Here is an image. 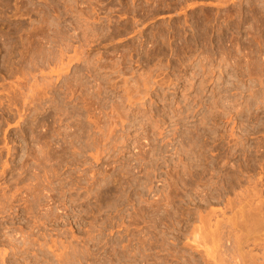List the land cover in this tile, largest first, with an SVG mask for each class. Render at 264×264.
I'll return each mask as SVG.
<instances>
[{
    "label": "rangeland",
    "instance_id": "rangeland-1",
    "mask_svg": "<svg viewBox=\"0 0 264 264\" xmlns=\"http://www.w3.org/2000/svg\"><path fill=\"white\" fill-rule=\"evenodd\" d=\"M263 201L264 0H0V264H261Z\"/></svg>",
    "mask_w": 264,
    "mask_h": 264
},
{
    "label": "bare ground",
    "instance_id": "bare-ground-1",
    "mask_svg": "<svg viewBox=\"0 0 264 264\" xmlns=\"http://www.w3.org/2000/svg\"><path fill=\"white\" fill-rule=\"evenodd\" d=\"M4 166H5V165H4ZM5 167L7 168V165H6ZM6 168H5V169H6ZM9 170H10V169H9ZM6 172H7V171H5V173H3V174H6ZM3 174H1V175H3ZM246 194H247V193H246ZM260 194H261V192H260ZM241 195H242V194H241ZM255 195H256V194H255ZM258 195H259V194H258ZM258 195H257V196H258ZM249 196H250V195H249ZM249 196H248V197H249ZM245 197H247V196L245 195ZM245 197L242 198V199H243V204H247V203H246L247 201H248V203H250V204H252V203L254 204V202L250 200V199H252L253 197H251V198H250V197H249V198L247 197V198H246V199H248L247 201H246ZM36 198H37V197H36ZM257 198H259V197H257ZM257 198H256V200H257ZM11 199H12V198H11ZM242 199H240V200H242ZM244 199H245L246 202H244ZM237 200H239V198H237L235 201H237ZM249 200H250L251 202H250ZM254 200H255V199H254ZM233 201H234V200H233ZM235 201H234V203H235ZM257 201H258V200H257ZM8 202H9V201H8ZM8 202H7V203H8ZM22 202H23V201H22ZM263 202H264V201H263ZM4 203H6V202H4ZM229 203H230V202H229ZM234 203L231 202V204H232V205L230 204V206L232 207V208L230 207L231 209H233V208L235 207V206L233 205ZM8 204H10V202H9ZM227 204H228V203H227ZM260 204H261V202L258 203V205H260ZM5 205H6V204H5ZM236 205H237V204H236ZM241 205H242V204H241ZM241 205H238L236 208H238V207L241 206ZM247 205H248L247 207H249V204H247ZM233 206H234V207H233ZM244 206L246 207V205H244ZM260 206H261V207H260ZM260 206L257 207V211H259V212H257L255 209H252V210H255V211H256V212H253V211H251V208H250V210H249V209H246V210H245L244 208H242V207H243V206H242V207H241V210H240V209H239V210H240V213H241L242 211H244V210H245V211H248V212H246V213H248V214H246L245 211H244V213H241V214H243V218H244V216H246V218L242 219V216H240V215H241V214H240V215H238V217H240L239 220H237L238 217H235V219H233V220H235V221L237 220L236 222H235V221H231L232 219L229 220V221H231V222L228 221V222H229V225L226 226V228L228 227L227 230H229L230 227L233 226V229H232V230H229V232L231 231V232H230L231 234H232V231H233L234 234L236 233L235 230H234V227L240 229V230H237V229L235 228L236 231H238V232H241V230H245V231H247L248 234L251 232V233H250V234H251V237L253 238V236H255L254 238H256V239L253 238V240H256V242H257L258 240H259L260 242H262V241L260 240L261 238H259V237L257 238V236L260 235L259 233H261V232H258V230L264 228V203H262ZM3 207H4V206H3ZM9 207H10V206H9ZM254 207H255V206H254ZM0 208H1V207H0ZM6 208H7V207H6ZM252 208H253V207H252ZM4 209H5V208H4ZM226 209H227V208H226ZM258 209H260V210H258ZM2 210H3V209H2ZM7 210H8V209H7ZM0 211H1V210H0ZM5 211H6V210H5ZM232 211H233V210H232ZM237 211H238V210H237ZM237 211H236V212H237ZM250 211H251V213H253L254 215H253V214H250V215H249V212H250ZM2 213H3V211H2ZM2 213H1V214H2ZM3 214H4V213H3ZM238 214H239V211H238ZM244 214H245V215H244ZM233 215H234V214H233ZM234 216H235V215H234ZM236 216H237V215H236ZM216 217H217V216H216ZM224 217H225V215H224ZM232 218H233V216H232ZM236 218H237V219H236ZM229 219H230V218H229ZM240 219H242V220H240ZM218 221H219V220H218ZM223 222H224V219H223ZM232 222H234V224H233ZM226 223H227V222H226ZM230 223H231V224H230ZM217 225H218V224H217ZM217 225H216V226H217ZM221 225H227V224H221ZM222 227H225V226H221V228H222ZM218 230H219V229H218ZM254 231H255L256 233L258 232V233H257L258 235H257ZM260 231H261V230H260ZM262 231H263V230H262ZM223 232H224V231H223ZM252 232H254V234H256V235H253ZM201 233H202V232H201ZM215 233H216V232H215ZM262 233L264 234V232H262ZM262 233H261V234H262ZM211 234H212V233H211ZM217 234H218V233H217ZM231 234H230V235H231ZM234 234H232V236H233ZM236 234H237V233H236ZM0 235H1V234H0ZM237 235H238V234H237ZM252 235H253V236H252ZM211 236H212V235H211ZM213 236H214V235H213ZM217 236H219V235H217ZM232 236H231V237H232ZM241 236H242V235H241ZM241 236L238 235V237H236V236L234 235L233 238L235 237V241H234V244L232 243V245H234V246H232V247H234L235 250H236V251H234V252H236L235 254H238V257L240 258V260L242 259L241 257H244V256H243L244 253H245V251H244V247H245L246 245L249 244L248 241L251 239V238H249L250 235H249V237H248L247 235L245 236L246 238H247V237L249 238V239L247 238L248 240L245 239L244 236H243V237H241ZM260 236H261V235H260ZM0 237H1V236H0ZM227 237H228V236H227ZM261 237H262V236H261ZM263 237H264V236H263ZM218 238H219V237H218ZM218 238H217V239H218ZM221 238H222V237H221ZM9 240H10V239H9ZM213 240H214V239H213ZM227 240H228V239H227ZM230 240H231V239H230ZM233 240H234V239H233ZM253 240H252V241H253ZM12 241H13V240H12ZM14 241H15V240H14ZM0 242H1V240H0ZM9 242H10V241H9ZM195 242H196V241H195ZM231 242H233V241H231ZM256 242L254 241V244H258V243H256ZM260 242H259V244H260ZM10 243H11V242H10ZM250 243L253 244V242H251V241H250ZM0 244H1V243H0ZM3 244H4V243H3ZM254 244H253V245H254ZM263 244H264V243H263ZM10 245H11V244H10ZM213 246H214V245H213ZM251 246H252V245H251ZM257 246H258V245H257ZM199 247H200V246H199ZM216 247H218V246H216ZM249 247H250V246H249ZM260 247L262 248V246H260ZM260 247H256V248H260ZM9 248H10V247H9ZM234 248H233V249H234ZM254 248H255V245H254ZM233 249L231 248L230 250H233ZM218 250H219V249H218ZM230 250H229V251H230ZM251 250H252V249H251ZM251 250H250V248H249V252H250ZM246 251L248 252V250H246ZM257 251H259V250H257ZM252 252H253V251L250 252V255H247L248 258H249V263H248L247 261L244 260L245 258H243V259L240 261V263H238V264H244L245 262L248 263V264H253V263L256 264V263H257V262H256L257 260L253 257L255 253H253V254L251 255ZM229 253H230V252H229ZM232 253H233V252H232ZM3 254H4V253H2V256H3ZM212 254H213V253H212ZM235 254L233 253L232 257H233V256H234V257L237 256V255H235ZM247 254H248V253H247ZM207 255H208V254H207ZM239 255H240L241 257H240ZM245 255H246V253H245ZM256 255H257V254H256ZM262 255H263V254H262ZM0 256H1V255H0ZM205 256H206V255H205ZM208 256H209V255H208ZM211 257H212V255H211ZM214 257H215V256H214ZM232 257H231V255H230V258L235 260V258H234V257L232 258ZM238 257H237V259L239 260ZM260 257H263V258H264V256H260ZM260 257H259V258H260ZM205 258H207V257H205ZM259 258H258V260H259ZM263 258H262V259H263ZM212 259H213V258H212ZM222 259H223V258H222ZM226 259H227V258H226ZM237 259H236V260H237ZM209 260H210V258H209ZM209 260H208V261H209ZM215 260H216V259H215ZM236 260H235V261H236ZM255 260H256V261H255ZM260 260H261V259H260ZM260 260H259V261H260ZM222 261H223V260H222ZM227 261H228V260H227ZM242 261H243L244 263H242ZM262 261H263V260H262ZM262 261H261V262H262ZM224 262H225V261H223V263H224ZM236 262H237V261H236ZM255 262H256V263H255ZM261 262H260V263H261ZM206 263H207V262H206ZM214 263H215V262H214ZM225 263H227V262H225ZM225 263H224V264H225ZM258 263H259V262H258ZM262 263H264V262H262ZM262 263H261V264H262ZM216 264H217V262H216ZM221 264H222V262H221ZM229 264H231V263H229Z\"/></svg>",
    "mask_w": 264,
    "mask_h": 264
}]
</instances>
